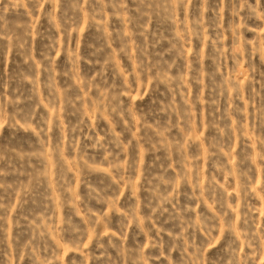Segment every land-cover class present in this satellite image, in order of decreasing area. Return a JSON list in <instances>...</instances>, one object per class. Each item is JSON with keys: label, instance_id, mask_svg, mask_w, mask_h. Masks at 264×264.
<instances>
[{"label": "rangeland", "instance_id": "rangeland-1", "mask_svg": "<svg viewBox=\"0 0 264 264\" xmlns=\"http://www.w3.org/2000/svg\"><path fill=\"white\" fill-rule=\"evenodd\" d=\"M0 264H264V0H0Z\"/></svg>", "mask_w": 264, "mask_h": 264}]
</instances>
